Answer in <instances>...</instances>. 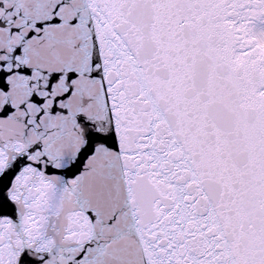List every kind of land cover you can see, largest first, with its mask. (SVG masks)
<instances>
[{
    "label": "snow or ice",
    "instance_id": "1",
    "mask_svg": "<svg viewBox=\"0 0 264 264\" xmlns=\"http://www.w3.org/2000/svg\"><path fill=\"white\" fill-rule=\"evenodd\" d=\"M0 264H264V0H0Z\"/></svg>",
    "mask_w": 264,
    "mask_h": 264
}]
</instances>
